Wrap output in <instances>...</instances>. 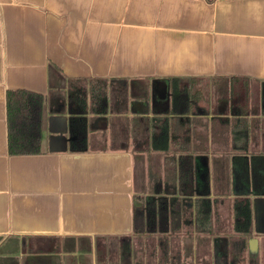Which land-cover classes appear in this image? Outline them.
Masks as SVG:
<instances>
[{
	"label": "crops",
	"instance_id": "0c3cea01",
	"mask_svg": "<svg viewBox=\"0 0 264 264\" xmlns=\"http://www.w3.org/2000/svg\"><path fill=\"white\" fill-rule=\"evenodd\" d=\"M229 76L264 85V0H0V264H97L96 249L106 255L100 264H134L136 251L157 238L134 232L135 145L150 137L141 138L131 120L151 119V134L161 127L143 154L166 158L173 132L160 122L171 104L170 79L187 81L188 95L210 96L212 87L200 83ZM16 89L45 99L38 153H8L6 92ZM84 90L97 96L87 97L75 141L71 109L81 107L75 99ZM212 106L222 113L213 116ZM184 108L192 114L178 116L175 141L196 161L197 181L186 192L195 193L194 213L209 205L213 215L173 235L179 264H231L215 258L219 241L221 255L242 252L243 264H264V195L238 196L249 198L252 221L248 234L232 232L233 215L219 221L216 207L232 205L239 184L213 180L221 169L230 176L235 147L252 149L253 128L247 140V123L227 127L235 116L225 101L197 99ZM212 121L224 130L217 137ZM124 238L135 253L121 255Z\"/></svg>",
	"mask_w": 264,
	"mask_h": 264
},
{
	"label": "trees",
	"instance_id": "16d2710c",
	"mask_svg": "<svg viewBox=\"0 0 264 264\" xmlns=\"http://www.w3.org/2000/svg\"><path fill=\"white\" fill-rule=\"evenodd\" d=\"M225 83H228L229 88L223 90L219 88L216 90L212 87L211 96L208 97L206 94L205 99L218 102L225 101L228 105L227 111L235 116L229 120L227 127H233L236 122L247 123V135L246 139L250 138L251 130L253 133L257 132V123L255 119L250 118V110L247 105L239 104L240 90L243 89L244 95L247 98L248 93V82L250 81L247 77L241 76H229L222 77ZM180 78H171L168 84L170 89V108L166 110V117L160 122L162 125L163 121L168 120L167 124L170 128L172 126V134L169 133L168 139L171 137L173 142L164 147L166 158L160 159L155 158L152 154H143L144 151L152 150V143L154 140H158L160 137L161 127L157 133H150V125L153 126L155 123H151V119H145L138 117L132 119L131 123L140 132L141 138L150 137L149 144L135 145V157H134V197H133V217H134V232L138 236L156 235L155 245L151 249L141 247V251H136L141 256L135 258L134 264H179L182 263L181 254L176 253L173 248V235L178 233L181 224H189L194 220H203L205 215H213L211 213L212 207L205 206L201 209V215H197L193 212V201L192 197L195 193L186 192L187 186L191 183L196 185V173H194L195 160H190L181 153L182 148L178 147L175 139L179 137L176 133L182 129L178 128V122L182 123V118H179L180 114H184L187 108L181 109L182 107L190 106L197 102V99L201 98L204 92H197L188 95V92L184 93V89L190 85L188 82L178 85ZM79 89V88H78ZM86 89V88H85ZM93 86H89V90L92 91ZM96 89V88H95ZM225 91L227 96L221 97L222 92ZM77 98L73 95H69L70 98L81 101V104L76 107L70 118V134L72 136L77 135L75 141H77L80 131L77 130L75 123H83L86 119L85 114L87 113V97L90 100L93 99L94 92H88L87 90L78 91ZM184 93V94H183ZM207 93V92H206ZM225 94V93H224ZM226 95V94H225ZM103 96L102 99H105ZM77 101V102H78ZM73 102L70 101L69 105ZM247 106V107H246ZM46 104L44 97L39 93H34L24 89L8 90L6 92V111H7V130H8V153L13 154H32L38 153L41 150V132L45 124L46 115ZM90 110V108H88ZM195 111V110H194ZM213 116H218L222 113L221 109H215L212 106ZM123 112H120L122 114ZM188 114H192V110L187 111ZM76 114H79L76 115ZM75 115V116H74ZM84 115V116H81ZM170 117H167V116ZM243 117V119L238 118ZM220 119L219 117H213ZM212 125L215 123L212 121ZM216 125H218L216 123ZM224 131L222 127L215 129L212 126V133L215 137L220 132ZM264 131V127H263ZM170 132V129H169ZM79 133V134H78ZM181 137V136H180ZM73 141L71 140L70 143ZM77 143V142H74ZM73 143V145H75ZM232 157L227 163L230 164V176L224 177V170L221 169L222 175H214L213 180L215 183L228 181L230 183L233 180L239 184V190L237 191L234 202L231 205V215L235 219V224L232 225V232L235 229L236 232L244 233L245 235L250 232L251 221H252V208L248 197L240 198L238 196L264 195V148L262 150L252 149L248 144L240 145L233 149ZM153 157V158H152ZM156 163V165L154 163ZM155 165V167H154ZM192 172V173H191ZM221 192V193H220ZM217 191L218 195H225L226 193ZM218 211H216V215ZM195 222V221H194ZM199 223V222H198ZM197 228V223H195ZM162 237V238H161ZM129 238H124L120 241V252L125 253L128 251H134L131 247ZM202 242V241H199ZM226 242V240H225ZM246 241L241 240V243ZM220 247H217V253L215 258L221 261L230 260L231 264H243L244 257L240 253H232L229 256H223L222 248L223 243L219 241ZM97 264H100V258L105 259V253L102 256L99 249H96ZM135 253V251H134ZM144 255L148 256V260H143ZM187 255H184V258Z\"/></svg>",
	"mask_w": 264,
	"mask_h": 264
},
{
	"label": "rangeland",
	"instance_id": "374dc122",
	"mask_svg": "<svg viewBox=\"0 0 264 264\" xmlns=\"http://www.w3.org/2000/svg\"><path fill=\"white\" fill-rule=\"evenodd\" d=\"M184 82H187V81H184L183 79H180L178 81V85L182 84ZM211 82H212V84H211ZM200 84L203 87V89L206 88L207 90L210 89V86H214L216 88V90H219V88H222L223 90L229 88L228 83H225V81L223 79H217L215 81H211L210 80L209 82H207V84L206 83L205 84L200 83ZM246 87L248 88L247 89L248 90L247 98L244 95L243 89H241L240 90L241 91L240 92V96H239V104L244 105V106L247 105L248 107L247 106L246 107L250 110V112L253 113L257 117V118H255V121L257 123V127L256 128H257L258 134L257 133L255 134V137H254V142L255 143H253V148L262 150L264 148V131H263L264 114L261 117V111H262L261 104L264 103L262 101V100H264V85H261L258 82L249 81L248 82V86H246ZM207 90H205V91H207ZM200 92H202V91L200 90ZM192 93H194V92H192ZM206 94H208V93L204 92L203 96L201 98H199V99H203L204 102H208V100L205 99ZM225 96H227V93L225 91H223L222 94H221V97H225ZM217 104H219V102L217 100H215L213 105H217ZM259 117H261V118H259ZM251 140H252V138L250 139V141ZM155 158H159V157H155ZM154 164L156 165V163H154ZM155 165H154V167H155ZM216 208H217V211H218L217 219L219 221H223V220H225V218H226V220L227 219H231V202H225V204L221 203ZM210 217H212V216H210ZM220 218H222V219H220ZM149 239L150 240H148V243L151 244V246H149V244H147V246H145V248L147 250L151 249L155 245V242H156V241H154L151 238H149ZM175 242L176 241L173 240V248L176 245ZM125 253H127V252H125ZM123 261L121 259L120 260V264H125V263H123Z\"/></svg>",
	"mask_w": 264,
	"mask_h": 264
}]
</instances>
